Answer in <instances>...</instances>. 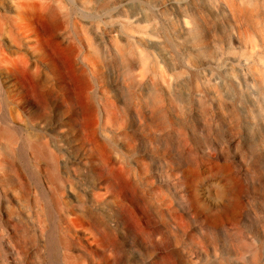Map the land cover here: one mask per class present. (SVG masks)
Here are the masks:
<instances>
[{"label": "bare ground", "instance_id": "6f19581e", "mask_svg": "<svg viewBox=\"0 0 264 264\" xmlns=\"http://www.w3.org/2000/svg\"><path fill=\"white\" fill-rule=\"evenodd\" d=\"M196 105L264 151V0H0V264L241 263V184L210 204L181 161Z\"/></svg>", "mask_w": 264, "mask_h": 264}, {"label": "rangeland", "instance_id": "374dc122", "mask_svg": "<svg viewBox=\"0 0 264 264\" xmlns=\"http://www.w3.org/2000/svg\"><path fill=\"white\" fill-rule=\"evenodd\" d=\"M229 38L230 36L226 40ZM228 41H230V44H234L233 39ZM195 108L196 110L193 109L191 116L184 118L186 138L189 141L187 144L184 143L181 148V161L184 165H190L195 171V178L199 181L197 186L204 194L203 199L210 204L215 203L203 190L208 187L209 182L212 180L211 176L218 177L214 172H211L212 175L209 173L216 165L227 167L230 176L241 184L239 199L243 206L240 209L239 227L245 244H237L236 248L244 253V259H239L241 263H237V258L241 256L229 255L228 258L224 254L227 252L226 246H220L218 248L219 253L225 256L223 264H253L251 255L247 250L255 244L258 245V264H264V151L258 148L248 133H237L233 130V122L225 111L213 109L208 105L204 109L199 106L197 109V105ZM72 149L79 154H81V150L86 151V147H74ZM172 150L171 146H167V153H172ZM21 155H23L22 165L24 170L29 174H35L34 165L24 147L21 149ZM164 157L169 163L166 168L169 174L172 161L168 155ZM41 163L47 165L45 161H41ZM196 180H194V183H196ZM219 180H222L220 176L218 177ZM221 182L226 184L225 181ZM226 185L229 188V185ZM109 206L110 208L113 207ZM125 230L129 236L135 233L137 226L134 221L127 220ZM53 241L54 243L56 241L53 254L58 257L61 252L56 246L57 237L53 238ZM116 243L123 252L118 264H126V261H129L131 251L136 248L121 237L118 238ZM159 251L164 256V263L171 264L170 254L162 249Z\"/></svg>", "mask_w": 264, "mask_h": 264}]
</instances>
